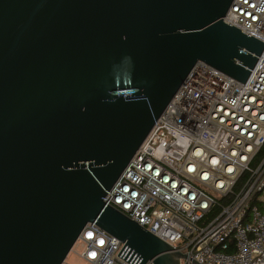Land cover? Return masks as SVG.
<instances>
[{
	"label": "water",
	"instance_id": "obj_1",
	"mask_svg": "<svg viewBox=\"0 0 264 264\" xmlns=\"http://www.w3.org/2000/svg\"><path fill=\"white\" fill-rule=\"evenodd\" d=\"M233 2L0 0V264H64L88 224L128 264L190 261L104 199L199 63L249 79Z\"/></svg>",
	"mask_w": 264,
	"mask_h": 264
},
{
	"label": "built area",
	"instance_id": "obj_2",
	"mask_svg": "<svg viewBox=\"0 0 264 264\" xmlns=\"http://www.w3.org/2000/svg\"><path fill=\"white\" fill-rule=\"evenodd\" d=\"M224 20L264 43V0ZM263 148L264 51L245 85L199 63L104 202L188 252L181 264H264ZM76 246L86 264H128L95 224Z\"/></svg>",
	"mask_w": 264,
	"mask_h": 264
},
{
	"label": "rangeland",
	"instance_id": "obj_3",
	"mask_svg": "<svg viewBox=\"0 0 264 264\" xmlns=\"http://www.w3.org/2000/svg\"><path fill=\"white\" fill-rule=\"evenodd\" d=\"M82 248L79 246L74 247L64 264H86L83 259L80 258Z\"/></svg>",
	"mask_w": 264,
	"mask_h": 264
},
{
	"label": "trees",
	"instance_id": "obj_4",
	"mask_svg": "<svg viewBox=\"0 0 264 264\" xmlns=\"http://www.w3.org/2000/svg\"><path fill=\"white\" fill-rule=\"evenodd\" d=\"M264 157V148L263 150L261 151V153L259 154V158H263Z\"/></svg>",
	"mask_w": 264,
	"mask_h": 264
},
{
	"label": "crops",
	"instance_id": "obj_5",
	"mask_svg": "<svg viewBox=\"0 0 264 264\" xmlns=\"http://www.w3.org/2000/svg\"><path fill=\"white\" fill-rule=\"evenodd\" d=\"M72 264V263H71Z\"/></svg>",
	"mask_w": 264,
	"mask_h": 264
}]
</instances>
